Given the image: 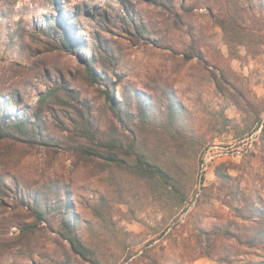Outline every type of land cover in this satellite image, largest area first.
Instances as JSON below:
<instances>
[{
    "label": "rangeland",
    "instance_id": "obj_1",
    "mask_svg": "<svg viewBox=\"0 0 264 264\" xmlns=\"http://www.w3.org/2000/svg\"><path fill=\"white\" fill-rule=\"evenodd\" d=\"M6 1L0 264H264V0Z\"/></svg>",
    "mask_w": 264,
    "mask_h": 264
},
{
    "label": "trees",
    "instance_id": "obj_2",
    "mask_svg": "<svg viewBox=\"0 0 264 264\" xmlns=\"http://www.w3.org/2000/svg\"><path fill=\"white\" fill-rule=\"evenodd\" d=\"M3 4H5L3 6ZM14 4H10V2H7L6 0H0V9H3L5 13H12V9L14 8ZM3 7V8H2ZM11 10V11H10ZM62 20L65 24H67L66 26H68V21L66 20V16H64L62 18V16H59V20L58 17L54 18H50L47 22H46V26H45V30L46 31H50L53 28V25L55 22H60L62 24ZM238 20L236 18L233 17H229V19L224 18V19H218V22L221 23L222 28L224 30V32L227 34L232 33V31H236L237 27H238ZM230 25V29L227 26ZM232 24V25H231ZM69 29H71V27H69ZM230 39H228V42ZM67 37H65V43H67ZM51 91L46 92V93H42V95L40 96L39 99V105L40 106H44L45 104H47V102H49V98L51 95ZM16 99H20V94L17 92L15 95ZM54 96H56L54 94ZM12 97L13 94H5V93H0V140L9 138V139H14L16 141L19 142H25L26 140H31V137L33 136L30 132L31 129V125H33V123L29 122V119H31V117H26V118H22V117H13V119H10L9 117L5 116V115H1V109L3 108V106H6L8 103H10V101H12ZM111 98L115 103H118L117 98L115 97V95L112 93L111 94ZM176 108L174 107L172 109L175 110ZM39 116V115H38ZM41 117H36V119H40ZM94 146H98V147H106L107 148V153H101L100 151H94V147H88L87 145H84L82 147L83 152H88L91 153V155L93 156H99L102 157L106 160H117V153L114 151L117 147H120L114 139L107 137L105 139H103L102 141H99L97 143H95ZM131 148L130 151H128L127 154H132V155H138L137 156V160L140 162H144L145 164L148 165V168H153V170L158 173V175L168 181V182H174V186L180 184V175L173 171V169L167 166H159V165H152V161L151 159H149V157H147V155L145 153L139 154V151L136 152L137 148L136 145L133 143L131 144ZM143 164V163H142ZM142 164H140L142 166ZM153 166V167H152ZM152 171H148V174H150ZM39 216L41 217L42 215L39 214ZM71 228H69V231L71 232L70 235H68L67 239L69 240L72 248L82 257L84 258H88L90 256V252H92L91 248L87 246V244L80 238L78 237L76 234L73 233V227L70 225Z\"/></svg>",
    "mask_w": 264,
    "mask_h": 264
}]
</instances>
